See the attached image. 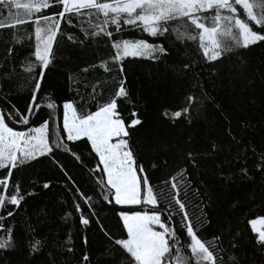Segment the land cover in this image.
<instances>
[{
	"label": "snow or ice",
	"instance_id": "snow-or-ice-1",
	"mask_svg": "<svg viewBox=\"0 0 264 264\" xmlns=\"http://www.w3.org/2000/svg\"><path fill=\"white\" fill-rule=\"evenodd\" d=\"M126 29L148 38H123ZM0 30L10 31L0 53V253L19 248L18 225L10 221L37 194L17 173L46 160L65 178L79 224L87 230L95 223L104 237L94 256L84 231L76 264H242L246 241L264 258V214L249 219L244 213L258 195L264 211V142L246 140L256 126L249 120L233 124L219 98V90L234 89L238 81L254 83L243 51L264 46V0H0ZM62 39L79 48L105 41L110 55L90 68L111 76L114 90L107 95V82L82 84L69 76L79 99L63 101L62 123L50 114L37 124L34 118L45 107L39 94ZM173 52L177 58L168 64ZM129 59L165 64L178 86V102L162 112L176 130L168 158L151 164L164 170L159 183L139 162L132 138L144 120L137 111L126 118L118 103L129 98ZM21 90L23 108L12 102ZM48 101L50 110L61 107ZM63 156L85 170L91 194L69 175ZM51 185L46 180L40 186ZM221 194L230 198L231 215L217 223ZM116 206L120 227L113 232L98 209ZM23 226L27 254H41L46 238H37L29 221ZM71 245L69 235L57 247L75 257ZM48 264H57L51 253Z\"/></svg>",
	"mask_w": 264,
	"mask_h": 264
},
{
	"label": "trees",
	"instance_id": "trees-1",
	"mask_svg": "<svg viewBox=\"0 0 264 264\" xmlns=\"http://www.w3.org/2000/svg\"><path fill=\"white\" fill-rule=\"evenodd\" d=\"M123 38H148L138 30L126 29ZM10 35V31L0 30V53L5 49V43ZM151 40V38H149ZM163 42V41H157ZM183 47L179 48V54H185ZM22 52V55H26ZM110 55V49L105 41L93 42L83 48L75 47L67 40L62 39L56 49V60L50 70L46 73L44 91L40 96V103L45 105L35 117L36 123L47 119L51 114L53 117H59L62 123L63 109L62 103L68 99H79L76 96V85L69 80V76L79 79L82 84H95L99 79L107 82V95L114 90L112 77L104 73L99 67L90 68L91 65L98 64V61ZM243 56L247 58L249 69L248 79L253 80L252 86H248L244 80L238 81L234 89L219 90V98L225 104L226 113L231 116L233 124L238 120H249L256 127L251 129L246 140L259 146L264 142V79L261 73H264V46L253 47L251 50L243 51ZM177 58V53L169 57L167 63L171 64L173 59ZM125 71L127 75V85L129 98L127 101H120L123 108L122 114L127 118L132 111H137L140 118L144 120L143 126H138L133 132V141L138 148L142 163L151 173L152 181L159 183L164 175V170L154 171L151 164L163 161L168 158L166 149L169 147L175 136V129L170 126V122L162 116L165 108L171 110V106L178 102L177 84L171 73L166 71V65L155 63L147 59H129L125 62ZM111 66V65H110ZM89 68L87 73H81V69ZM83 91V87L80 89ZM56 101L58 107L50 110L46 107L48 98ZM18 107L23 108L26 103V92L21 90L19 95L12 101ZM92 110H95L94 107ZM218 115V114H217ZM223 121L221 120V123ZM201 132L203 126H201ZM80 149H84V144H79ZM66 165L69 175L80 185L81 189L87 194L92 193V182L86 178L85 170L78 167L73 160L67 156L60 157ZM17 176L22 177L24 187L33 190L35 185L36 195L29 197L22 205L20 213L15 217L16 234L20 241L17 250L8 253H0L3 259L0 264H48L49 253L56 257L57 264H76L79 254L82 250L81 237L84 231H87L91 239L90 249L95 256L102 251L104 246V237L99 232L95 223L85 230L78 220V215L73 211L72 196L63 187L65 178L48 161L34 163L31 167L25 169ZM46 180H51L52 185L49 189H43L40 185ZM259 183V174H257ZM252 185H245V189L251 190ZM257 192L259 189L257 188ZM230 198L220 195L219 205L215 213V222L219 223L226 216H230L228 207ZM260 197L257 196V202L244 208L247 218H253L255 215L264 214L261 211ZM120 210L119 206L104 207L98 209V215L105 228L115 232L118 231L120 224L116 212ZM139 210V209H137ZM251 212V215H249ZM65 213H72L70 217H65ZM27 220L36 228L37 238H46V247L43 252L35 257L27 254V239L24 236L23 222ZM241 227H245L242 224ZM246 234L250 231L246 229ZM71 235L72 245L77 249V254H72L58 250V245L63 244L67 237ZM245 256L242 264H264L262 258L250 241H246L242 246L240 255ZM101 264H110L109 261H102Z\"/></svg>",
	"mask_w": 264,
	"mask_h": 264
}]
</instances>
